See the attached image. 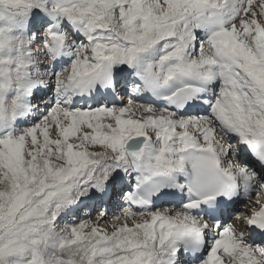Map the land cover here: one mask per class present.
<instances>
[{"label":"snow or ice","instance_id":"6c2138e0","mask_svg":"<svg viewBox=\"0 0 264 264\" xmlns=\"http://www.w3.org/2000/svg\"><path fill=\"white\" fill-rule=\"evenodd\" d=\"M0 264H264V0H0Z\"/></svg>","mask_w":264,"mask_h":264},{"label":"bare ground","instance_id":"6f19581e","mask_svg":"<svg viewBox=\"0 0 264 264\" xmlns=\"http://www.w3.org/2000/svg\"><path fill=\"white\" fill-rule=\"evenodd\" d=\"M110 211H112V208L110 207V209H109Z\"/></svg>","mask_w":264,"mask_h":264}]
</instances>
